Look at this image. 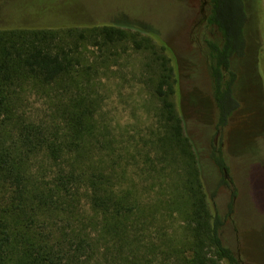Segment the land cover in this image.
I'll return each mask as SVG.
<instances>
[{"label": "trees", "instance_id": "16d2710c", "mask_svg": "<svg viewBox=\"0 0 264 264\" xmlns=\"http://www.w3.org/2000/svg\"><path fill=\"white\" fill-rule=\"evenodd\" d=\"M247 1L210 0L206 27L210 25L215 35L207 39V62L218 126L227 124L234 104L223 90L222 73L235 42L245 47ZM140 30L150 31L140 28L134 33L115 25L0 26V264H157L152 258L156 244L147 242L152 231L163 230L154 225L156 208L145 207L133 189L115 184L118 177L109 160L87 155L91 139L97 138V107L78 88L85 69V42L109 46L129 38L136 48H151L153 63L158 64L155 91L160 105L154 142L159 160L169 162L172 153L185 173L180 185L187 200L180 211L191 254L176 259L180 264H221L222 260L242 264L223 241L225 217L214 202L216 192L206 196L202 156L172 100L175 78L170 59ZM26 85L51 90L62 126L58 120L38 122L19 114L16 101ZM227 96L230 107L225 108ZM38 156L42 162L36 165ZM211 157L226 168L221 149H213ZM156 159L151 160L154 167ZM43 169H51L50 180ZM83 186L89 213L79 208Z\"/></svg>", "mask_w": 264, "mask_h": 264}, {"label": "rangeland", "instance_id": "374dc122", "mask_svg": "<svg viewBox=\"0 0 264 264\" xmlns=\"http://www.w3.org/2000/svg\"><path fill=\"white\" fill-rule=\"evenodd\" d=\"M200 4L201 0H0V26L115 25L134 33L140 28L150 30L139 33L149 35L170 59L175 78L172 100L202 156L206 196L216 192L214 202L225 217L223 241L242 264H264V90L260 87L258 92V84L249 83L250 59L235 61L234 66L242 70L239 91L244 101L225 126H218L206 53V39L215 34L211 29L195 27L202 17ZM255 7L251 28L264 44V0ZM133 42L129 38L109 46L82 45L85 69L78 88L94 99L97 107V138L91 139L87 155L109 160L118 177L115 184L133 189L145 207L156 208L154 225L163 230L152 231L147 237V242L156 244L152 258L157 264H180L177 255L191 254L180 211L187 200L180 185L185 173L172 153L169 162L159 160L160 151L154 142L160 105L155 91L158 64L153 63L151 48H136ZM262 47L260 69L264 73ZM19 95L16 102L24 119L58 120L62 126L51 90L26 85ZM213 149L222 150L226 168L213 161ZM155 157L157 167L151 163ZM40 162L38 156L35 164ZM43 174L50 180L51 169H43ZM80 189L79 208L89 213L86 187ZM221 264L227 263L222 260Z\"/></svg>", "mask_w": 264, "mask_h": 264}, {"label": "flooded vegetation", "instance_id": "af4514ba", "mask_svg": "<svg viewBox=\"0 0 264 264\" xmlns=\"http://www.w3.org/2000/svg\"><path fill=\"white\" fill-rule=\"evenodd\" d=\"M247 11H248V22L246 24L247 28V39L245 42L244 49L242 48V45L239 46L237 42H235L234 48H236L233 52V54L229 57V64L228 67H223V77H222V87L225 91V94L230 93L229 100H233L232 104L233 106H229L230 102L227 103L228 96L226 98L225 108L230 107V114L228 115L227 123L229 122L232 114L234 111L237 110L239 107V104L244 101L242 94L239 91V85L242 84L243 81L241 76V68L239 69L238 66H234L235 61H243L245 59H250L251 61V72L249 74L250 82L249 83H257L258 84V92H260V87L262 90H264V73L260 69V65L262 62V59L260 57V53L263 49L262 45L264 46L262 41H258V38H256V34L253 32L251 28V18L253 15L254 7L260 3L259 0H248L247 1ZM209 7H210V0H201L200 4V12L202 14L201 19L199 22L195 24L196 28L204 27L207 30H210V25L206 27L207 20H208V14H209ZM256 8V7H255ZM208 39V38H207ZM206 39V53H208V43ZM221 48L223 49L224 46L222 45ZM209 73V78L211 79V85H212V77ZM243 86V85H242ZM213 91V89H212ZM259 96V93H258ZM263 100H264V94H263ZM264 101H262V110H264Z\"/></svg>", "mask_w": 264, "mask_h": 264}]
</instances>
